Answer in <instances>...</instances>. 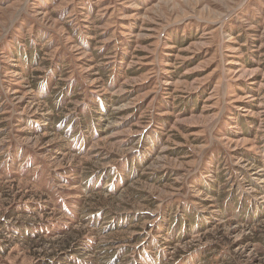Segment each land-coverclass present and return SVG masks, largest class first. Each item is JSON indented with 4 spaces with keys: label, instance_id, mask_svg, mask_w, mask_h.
<instances>
[{
    "label": "rangeland",
    "instance_id": "rangeland-1",
    "mask_svg": "<svg viewBox=\"0 0 264 264\" xmlns=\"http://www.w3.org/2000/svg\"><path fill=\"white\" fill-rule=\"evenodd\" d=\"M0 264H264V0H0Z\"/></svg>",
    "mask_w": 264,
    "mask_h": 264
}]
</instances>
